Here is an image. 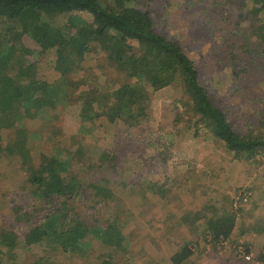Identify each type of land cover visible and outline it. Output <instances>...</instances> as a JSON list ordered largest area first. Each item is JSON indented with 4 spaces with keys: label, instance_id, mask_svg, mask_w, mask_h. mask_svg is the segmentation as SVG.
Returning <instances> with one entry per match:
<instances>
[{
    "label": "rangeland",
    "instance_id": "1",
    "mask_svg": "<svg viewBox=\"0 0 264 264\" xmlns=\"http://www.w3.org/2000/svg\"><path fill=\"white\" fill-rule=\"evenodd\" d=\"M146 1L148 5L154 0ZM153 6L155 29L179 41L196 61L201 82L231 117L234 128L264 135V39L253 35L250 41L245 40L246 23L236 24L240 0H155ZM261 16L264 22V12ZM0 37V52L10 51L12 38L5 31ZM84 64L94 67L92 76L103 87L102 101L108 106L116 88L106 85L107 75L102 74L96 60ZM48 73L46 66L39 67V75ZM109 76L113 78L111 72ZM184 91L182 84L152 91L151 118L136 128H128L123 120L111 122L100 116L95 120V130L91 124L82 131L80 106H69L67 101L55 110H45L41 120H28L30 131L39 134L28 137L37 162L40 153L74 150L73 168L79 170L84 162L86 166L95 163L104 149L114 151V162L104 164L94 175L93 180L110 194L100 195V205L94 210L96 217L106 219L112 213V220H118L124 236L122 245L91 244L81 249V255L51 252L57 264H103L102 259L109 264H174L173 255L185 244L193 254L184 264H264L257 259L264 247V157L252 161L235 158L224 142H218L196 122L197 117H185L188 125L184 120L174 124L178 112L190 109ZM145 129L155 133L152 146L147 147L146 133L139 137ZM2 134L4 144L16 135L13 128L9 132L3 129ZM80 146L86 160L76 155ZM166 149L173 153L171 159L166 164H152L150 157ZM63 157L66 162V157L71 159L69 154ZM85 172L83 178L87 179L91 172ZM26 178L19 160L0 158V188L5 192L0 191V226L16 224L13 204L8 201H18L20 192L29 212L41 204L31 190L35 186L29 183L21 188ZM240 190H249L252 198L242 202L237 196ZM19 204L21 198L15 203ZM229 214L235 215L234 228L219 242L209 224L229 223ZM29 228L26 222L16 225L20 235ZM39 246L18 247L17 258L22 264L33 262L45 247ZM248 248L250 260L240 256ZM0 264H8L1 252Z\"/></svg>",
    "mask_w": 264,
    "mask_h": 264
},
{
    "label": "trees",
    "instance_id": "2",
    "mask_svg": "<svg viewBox=\"0 0 264 264\" xmlns=\"http://www.w3.org/2000/svg\"><path fill=\"white\" fill-rule=\"evenodd\" d=\"M154 2L147 5L146 0H0V35L5 31L12 38L7 49L10 51L0 52V158L19 160L27 177L21 188L29 183L35 186L31 190L41 202L29 212L23 202V192L19 200L24 207L15 205L19 200L8 201L16 214L13 218L16 224L0 226V252L8 264H22L17 258L18 247L45 246L33 262L26 264H57L51 252L81 255V249L91 244L122 245L124 236L118 220H112V213L106 219L96 217L94 210V206L100 205V195L106 192L110 195L106 187L93 180L94 175L104 164L114 162L111 158L114 151L104 149L95 163L89 162L86 166L83 161L85 166L76 170L74 150L66 148L67 153L59 148L50 155L40 153L38 162L30 150L29 134H39L37 130L30 131L28 120H41L45 110H55L66 101L69 106H80L82 131L91 124L95 130V120L100 116L111 122L123 120L128 128H136L151 118L152 91L182 84L190 109L178 112L174 124L181 120L187 124L190 116L197 117L196 122L218 142H224L235 158L263 159L264 135L236 130L231 117L201 82L196 61L179 41L155 29ZM240 3L236 24L246 23L245 40L250 41L253 35L263 40L264 0H240ZM91 60H96L102 74L107 75L106 85L116 88L108 106L102 101L103 87L92 76L94 67L84 64ZM43 66L49 70L45 76L39 75V67ZM58 81L61 82L56 84ZM79 89L82 90L76 95ZM11 128L15 129V139L2 143L3 129L9 132ZM143 134L151 140H147V147L152 146L154 131L142 130L139 137ZM163 145L166 148L167 142ZM82 151L80 146L76 155L86 160ZM65 154L71 158L66 157L67 162ZM172 155L166 149L150 159L152 164H166ZM85 169L91 172L87 179L83 178L87 176ZM0 191L5 193L1 188ZM248 192H238L242 202L252 198V192ZM229 216L226 218L229 223L209 224L219 242L226 240L234 228L235 215ZM24 222L31 228L20 235L16 225ZM192 254L189 244H185L173 255L172 261L184 264ZM114 256L115 253L110 259ZM257 259L264 262V247ZM102 263L109 264L103 259Z\"/></svg>",
    "mask_w": 264,
    "mask_h": 264
},
{
    "label": "built area",
    "instance_id": "3",
    "mask_svg": "<svg viewBox=\"0 0 264 264\" xmlns=\"http://www.w3.org/2000/svg\"><path fill=\"white\" fill-rule=\"evenodd\" d=\"M246 194V193H245ZM248 194H250V192H248ZM238 196V199H240V196L241 194L237 195ZM244 201H248L247 199H244ZM243 258L247 259V260H250L252 258V255L251 254H247V252L243 253L242 255Z\"/></svg>",
    "mask_w": 264,
    "mask_h": 264
}]
</instances>
